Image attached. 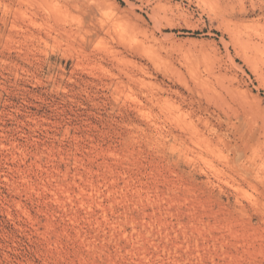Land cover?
<instances>
[{
  "label": "rangeland",
  "instance_id": "obj_1",
  "mask_svg": "<svg viewBox=\"0 0 264 264\" xmlns=\"http://www.w3.org/2000/svg\"><path fill=\"white\" fill-rule=\"evenodd\" d=\"M0 264H264V0H0Z\"/></svg>",
  "mask_w": 264,
  "mask_h": 264
},
{
  "label": "bare ground",
  "instance_id": "obj_2",
  "mask_svg": "<svg viewBox=\"0 0 264 264\" xmlns=\"http://www.w3.org/2000/svg\"><path fill=\"white\" fill-rule=\"evenodd\" d=\"M208 83V82H207ZM215 98V97H214ZM215 100V99H214ZM210 101H213V100H210Z\"/></svg>",
  "mask_w": 264,
  "mask_h": 264
}]
</instances>
